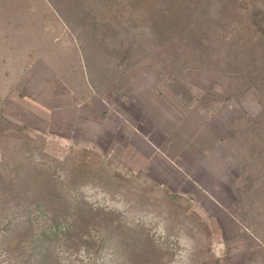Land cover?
<instances>
[{
  "label": "rangeland",
  "instance_id": "1",
  "mask_svg": "<svg viewBox=\"0 0 264 264\" xmlns=\"http://www.w3.org/2000/svg\"><path fill=\"white\" fill-rule=\"evenodd\" d=\"M0 264H264V0H0Z\"/></svg>",
  "mask_w": 264,
  "mask_h": 264
}]
</instances>
